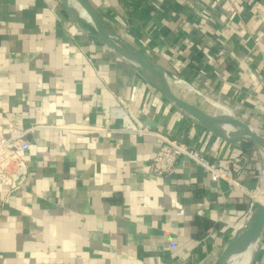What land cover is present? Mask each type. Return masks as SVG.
<instances>
[{"label": "crops", "instance_id": "0c3cea01", "mask_svg": "<svg viewBox=\"0 0 264 264\" xmlns=\"http://www.w3.org/2000/svg\"><path fill=\"white\" fill-rule=\"evenodd\" d=\"M94 1L162 68L264 129V0ZM115 106L201 149L251 190L262 186V148L206 128L62 0H0V136L32 124L117 127ZM28 138L21 186L10 192L0 180V264H211L247 220L251 197L188 159L171 176L150 172L158 136L44 127ZM263 262L264 233L254 264Z\"/></svg>", "mask_w": 264, "mask_h": 264}, {"label": "water", "instance_id": "95a60500", "mask_svg": "<svg viewBox=\"0 0 264 264\" xmlns=\"http://www.w3.org/2000/svg\"><path fill=\"white\" fill-rule=\"evenodd\" d=\"M90 16V22L86 23L81 18L75 21L85 30L93 34L100 41L105 43L112 50L120 54L130 62L137 71L152 85H154L164 96L179 104L189 112L206 128L219 137L229 142H241L243 138H249L264 150V130H259L238 113L235 107L226 109L229 112L212 111V106L219 109L228 108L229 103L220 98L214 97L201 88L184 80H179L169 71L157 64L146 52L133 45L125 36L119 32L109 18L99 8L94 0H77ZM68 12L69 8L66 7ZM166 75L175 77L179 82L187 84L199 92L203 100L208 104H201L185 98L174 88ZM211 98V99H209ZM209 100V101H208ZM212 100V101H211ZM211 101V102H210ZM264 233V194L260 200H254L253 208L245 223L237 230L223 246L221 252L214 258L211 264H227L229 257L239 253L252 242L258 243L250 264H254L256 254Z\"/></svg>", "mask_w": 264, "mask_h": 264}, {"label": "built area", "instance_id": "2783aa9c", "mask_svg": "<svg viewBox=\"0 0 264 264\" xmlns=\"http://www.w3.org/2000/svg\"><path fill=\"white\" fill-rule=\"evenodd\" d=\"M111 115L121 117L123 123L120 126H103L91 122H72L62 124H32L29 127H12L5 135L0 136V180L3 184L8 185L10 192L19 188L20 183L15 175L22 172L25 176L29 172V164L23 157V151L30 145L29 134L40 128H59L63 132H85L97 134L99 136H108L113 133H137L140 135L150 134L161 138L162 143L156 154L149 161V171L159 176H171L175 173L178 163L182 159H188L198 169H202L209 174L213 182L228 183L230 189L242 191L244 193L252 192L245 184H243L236 176H234L230 168L212 162L209 157L199 148L182 144L175 138H171L166 134H162L151 129L148 125L137 124L126 111L115 106L111 109ZM263 179L264 172L260 175ZM255 200V199H254ZM254 200L250 202V207L246 211V217L249 216ZM264 264V262H263Z\"/></svg>", "mask_w": 264, "mask_h": 264}, {"label": "bare ground", "instance_id": "6f19581e", "mask_svg": "<svg viewBox=\"0 0 264 264\" xmlns=\"http://www.w3.org/2000/svg\"><path fill=\"white\" fill-rule=\"evenodd\" d=\"M62 2L65 4L66 7L69 8L70 14L75 18H81L86 23L91 24L90 16L86 9L82 7V5L77 0H62ZM166 78L168 81L174 85V88L178 90L182 96H184L187 99H190L192 101H196L203 104H208L205 100L202 99L199 92H197L194 88L191 86L184 84L182 82H179L175 77H172L171 75H166ZM211 99V98H209ZM209 101V100H208ZM212 101V100H211ZM210 101V102H211ZM228 103V102H227ZM233 105L229 104L228 108L225 109H219L217 107L212 106L210 109L212 111H216L223 113V112H229L226 109L230 110L233 109ZM246 108V107H245ZM240 109V108H239ZM241 111V110H240ZM252 111V110H251ZM255 114V113H254ZM251 124L253 126L257 127L259 130L262 131L263 128L260 127V122L256 117L250 118ZM264 130V129H263ZM259 196L255 198L256 200H260L264 194V185L263 188L258 192ZM258 243L252 242L249 246L241 250L239 253L233 254L229 257L227 264H250L253 255L255 253V249L257 247Z\"/></svg>", "mask_w": 264, "mask_h": 264}, {"label": "rangeland", "instance_id": "374dc122", "mask_svg": "<svg viewBox=\"0 0 264 264\" xmlns=\"http://www.w3.org/2000/svg\"><path fill=\"white\" fill-rule=\"evenodd\" d=\"M263 187H261L260 189H256V190H253V193L252 194H248L250 197H251V201L250 202H252V199L254 200L255 199V197H256V195H257V192L258 191H260L261 189H262ZM258 197V196H257ZM249 207H250V204H249ZM249 207L247 208V210L249 209ZM259 248H260V246H259Z\"/></svg>", "mask_w": 264, "mask_h": 264}]
</instances>
